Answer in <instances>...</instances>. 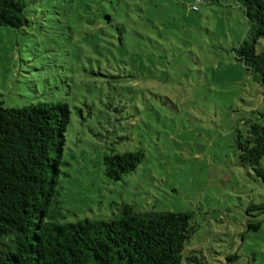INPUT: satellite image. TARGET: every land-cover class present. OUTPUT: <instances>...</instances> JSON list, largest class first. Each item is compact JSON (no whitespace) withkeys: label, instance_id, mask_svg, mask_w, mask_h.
I'll return each instance as SVG.
<instances>
[{"label":"rangeland","instance_id":"374dc122","mask_svg":"<svg viewBox=\"0 0 264 264\" xmlns=\"http://www.w3.org/2000/svg\"><path fill=\"white\" fill-rule=\"evenodd\" d=\"M23 3V27H0V105H68L57 221L108 220L122 203L187 212L182 264H264V184L236 146L249 121L264 127V89L236 58L239 2ZM139 150L135 171L104 175L106 154Z\"/></svg>","mask_w":264,"mask_h":264},{"label":"trees","instance_id":"16d2710c","mask_svg":"<svg viewBox=\"0 0 264 264\" xmlns=\"http://www.w3.org/2000/svg\"><path fill=\"white\" fill-rule=\"evenodd\" d=\"M249 30L236 58L264 89V0H237ZM23 0H0V27L21 29ZM69 124L68 105H0V264H182L192 227L187 212H139L122 203L108 220L57 221V185ZM239 160L264 184V127L249 121L236 142ZM142 151L103 157L117 181L142 163ZM258 225L254 226L257 229ZM188 261H196L187 258Z\"/></svg>","mask_w":264,"mask_h":264}]
</instances>
